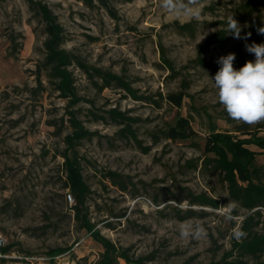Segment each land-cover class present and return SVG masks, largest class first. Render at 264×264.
<instances>
[{
    "label": "rangeland",
    "instance_id": "obj_1",
    "mask_svg": "<svg viewBox=\"0 0 264 264\" xmlns=\"http://www.w3.org/2000/svg\"><path fill=\"white\" fill-rule=\"evenodd\" d=\"M42 1L64 26V46L88 64L123 76L137 97L122 88L97 89L78 66H72L81 97L77 104L63 97L45 72L41 87L42 16L27 0H0V249H8L0 250V264H93L104 250L95 233L131 247L133 257H148L147 264H254L250 256L238 261L234 248L241 239L234 232L247 211L229 197L227 184L205 159L213 155L209 136L221 133L244 141L256 163L264 164V147L255 141L264 140V123L249 126L228 117L209 79L211 69L196 62L198 46L225 29L230 15L243 26L241 36L246 34L249 22L241 3L248 0H174L172 8L163 0H108L112 12L99 0ZM259 8L252 20L264 27V3ZM190 21L196 22L193 35L176 24ZM246 43L250 39L228 33L226 45L204 58L218 64L219 57L242 51L254 61ZM115 108L133 118L142 145L120 132L126 123L112 118ZM71 111L95 133L76 146L92 190L90 231L79 228L75 201L67 199L72 191L66 187L63 154L73 130ZM108 171L118 173L127 189L114 185ZM202 195L219 205L192 203ZM178 208L181 215L189 208L194 214L181 219ZM185 223L202 226L206 234L181 238Z\"/></svg>",
    "mask_w": 264,
    "mask_h": 264
},
{
    "label": "trees",
    "instance_id": "obj_2",
    "mask_svg": "<svg viewBox=\"0 0 264 264\" xmlns=\"http://www.w3.org/2000/svg\"><path fill=\"white\" fill-rule=\"evenodd\" d=\"M31 10L42 16L45 23L46 38L44 40L45 57L44 61L39 65L37 70V80L39 85L43 87L42 72H45L50 84L60 91L63 97H69L73 104H77L81 97L78 96L74 70L72 66L80 67L83 72L91 79L95 87L99 90L105 88H122L131 95H136V90L132 87L123 76L118 75L112 71L105 70L101 67L88 64L78 54L67 49L66 32L64 26L58 21V17L54 14L52 9L42 0H27ZM93 3L92 0H86ZM104 7L112 12V8L108 4V0H99ZM264 3V0H248L241 3L243 11V18L249 22L245 33H251V43H264V35L258 34L257 28L263 27L257 20H252V15L256 12L260 13L259 4ZM195 21L180 24L176 22L181 31H189L192 35L195 34ZM11 43L15 45L16 38L11 36ZM228 40V33L224 28L217 30L205 40L204 43L198 46V56L196 62L204 67H209L215 76L219 70L220 65L209 62L204 58V55L212 50L215 46H225ZM163 50V49H162ZM14 54V52H11ZM236 59L233 64L236 67H242L247 60L244 52L235 54ZM168 68L176 71L173 62L166 57H163ZM142 97V96H140ZM71 115L69 120L73 128L72 132L67 134L65 141L67 143V151L64 152L65 158L64 166L66 171V187H68L73 194L75 201L73 204L74 216L79 225V228L92 230L94 223L89 215V208L87 206V199L92 190L86 183L80 159L77 157L76 146L81 143L83 139L91 138L95 134L83 125L74 112H69ZM98 117L96 114H94ZM110 115L115 121L119 123H126L120 129V132L129 137L132 136L139 145H142L137 138L130 121L133 120L124 112L112 109ZM101 119H104L101 116ZM257 143L264 147V140L261 138L255 139ZM244 141H234L230 135L221 133H212L208 138L207 149L213 155L205 159L206 166H214L220 173L221 179L227 184L229 197L237 202L240 207L246 209L247 213L243 218L240 230L246 233L240 240L234 241V248L239 251L238 261L242 260L243 256H250L256 262L254 264H264V182L262 176L264 175V164L258 165L256 163L255 153L243 147ZM149 147H143V151H148ZM71 151V152H70ZM238 173V176L237 174ZM107 176L110 177L113 184L120 186L122 189H127L125 181L120 175L113 171H108ZM70 194V193H69ZM192 203L199 202L204 205H211L217 207L219 201L215 198L207 197L205 195L196 196ZM179 209L181 219H186L194 214V210L189 208L186 210V215H181L182 210ZM124 216V215H123ZM95 238L102 243L104 250L93 264H120V259H124L127 264H147L148 257H133L130 254L131 247H120L114 244L110 239L95 233ZM2 253L8 251L7 248H1ZM247 263V262H246ZM80 264V263H78ZM215 264H222L216 262Z\"/></svg>",
    "mask_w": 264,
    "mask_h": 264
},
{
    "label": "clouds",
    "instance_id": "obj_3",
    "mask_svg": "<svg viewBox=\"0 0 264 264\" xmlns=\"http://www.w3.org/2000/svg\"><path fill=\"white\" fill-rule=\"evenodd\" d=\"M165 7H175L174 0H163ZM240 23L230 15L226 21L225 31L233 38L247 40L251 33L241 36ZM258 34L264 35V27L257 28ZM245 49L255 56L254 61H247L238 70L234 68L235 53L218 58L220 65L214 78H209L216 90L218 102L222 105L228 117L237 123L253 126L264 123V43L245 44ZM232 207L231 204L228 205ZM227 219H234L228 215ZM205 229L199 225L182 224L181 238H199L205 235ZM237 238L246 235L237 229L234 232Z\"/></svg>",
    "mask_w": 264,
    "mask_h": 264
},
{
    "label": "built area",
    "instance_id": "obj_4",
    "mask_svg": "<svg viewBox=\"0 0 264 264\" xmlns=\"http://www.w3.org/2000/svg\"><path fill=\"white\" fill-rule=\"evenodd\" d=\"M72 195L73 194H71V193L67 194V199L72 200L73 199ZM0 244H2V240H0Z\"/></svg>",
    "mask_w": 264,
    "mask_h": 264
}]
</instances>
